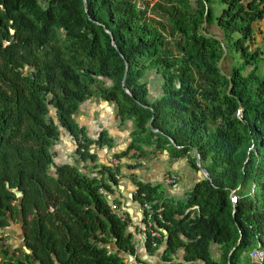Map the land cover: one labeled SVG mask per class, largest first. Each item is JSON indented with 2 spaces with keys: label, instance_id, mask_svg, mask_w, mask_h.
Masks as SVG:
<instances>
[{
  "label": "trees",
  "instance_id": "trees-1",
  "mask_svg": "<svg viewBox=\"0 0 264 264\" xmlns=\"http://www.w3.org/2000/svg\"><path fill=\"white\" fill-rule=\"evenodd\" d=\"M161 1L152 8L165 15L164 23L147 17L146 7L133 0H84L85 10L83 0H0V228L21 214L23 244L31 251L24 253L27 263L126 264L108 252L111 242L137 260L126 220L100 192L110 185L52 160L59 127L75 141L79 160H95L91 144L111 147L105 131L90 139L73 121L79 104L91 97L114 103L119 121L131 120L128 149L138 155L145 147L164 149L198 169L195 149L210 178L175 202L159 184L132 179L133 198L153 201L168 221L164 238L146 239L148 252L164 240L165 264H236L264 228V74L255 68L242 73L260 59L259 48L248 43L264 0ZM213 2L221 5L217 15ZM203 20L215 21L218 38L207 34ZM222 46L240 58L229 73L217 67ZM146 70L161 77L160 92L151 99L140 81ZM99 168L113 180L109 167ZM244 183L253 185L252 195L241 190ZM230 190L237 194L234 204ZM211 243L220 246L218 261L210 258ZM180 248L181 260L172 261ZM20 262L0 245V264Z\"/></svg>",
  "mask_w": 264,
  "mask_h": 264
},
{
  "label": "crops",
  "instance_id": "crops-1",
  "mask_svg": "<svg viewBox=\"0 0 264 264\" xmlns=\"http://www.w3.org/2000/svg\"><path fill=\"white\" fill-rule=\"evenodd\" d=\"M250 26L252 31L251 39L248 44H250V48H259L258 56L260 59L255 65V69L258 66L261 69L260 73L264 74V11L261 18L252 21ZM262 65L263 67L261 68L260 66ZM89 100L88 98L79 104L75 111V123L84 129L86 136L90 139H95L100 131H105L111 138L112 145L107 148L106 146L96 147L91 144L90 147L92 148V152H94L96 156L95 160H80L79 169L88 175L95 174L97 178L110 185V190L106 191L108 193V199L114 204L115 212L121 214L126 220V232L130 234L132 228L133 230H137L136 225L140 218L139 202L133 198L135 185L132 183V179L149 185L159 184L166 199L175 202L186 197L185 193L195 182L200 180L201 175L197 169H192L188 166L185 157L170 158L167 151L164 149L153 151L150 150V147H145L144 153L137 156L134 155V150L132 148L128 149L131 139L130 132L132 130L131 120L119 121L115 114V105L112 102L110 103L100 98H98L97 102L94 99L91 102H89ZM87 109L89 112L94 110L96 117L93 118L90 114L92 118L88 120L84 113ZM105 115L109 116L108 120L105 118ZM124 122L127 124L126 127L122 126ZM120 152H125V155L116 156V154ZM135 154H137L136 151ZM58 163L66 162L63 160ZM100 165L109 167L113 180L109 179L108 172L100 171ZM167 173L177 175V179L174 183L166 185L162 182L163 176ZM247 185V183L242 185L241 190L243 192H248ZM251 185L252 184H250V186ZM188 209L191 210L196 208L192 206ZM161 233L163 237L166 236L165 231ZM255 233L254 244L239 253L236 264H255L249 256V251L256 246L257 243L264 249V228ZM136 239L138 241V246L135 250L137 260L128 258V261L132 262L131 264H142V262L144 264H165L161 260V254L165 247L164 240H162L156 249L150 253L147 251L141 235L138 234ZM220 252L221 249L218 244L211 243L209 245V253L212 260L218 261ZM182 253V248L177 249L176 252L171 255L172 261H180ZM197 263L202 264V261H198Z\"/></svg>",
  "mask_w": 264,
  "mask_h": 264
},
{
  "label": "rangeland",
  "instance_id": "rangeland-1",
  "mask_svg": "<svg viewBox=\"0 0 264 264\" xmlns=\"http://www.w3.org/2000/svg\"><path fill=\"white\" fill-rule=\"evenodd\" d=\"M133 1H135L136 4L141 5L140 7H144V6L146 7L145 14L147 17L155 18L156 20H159L160 22L164 23L165 15L162 14L159 10L156 11L152 8L153 4L157 1H159L161 4H164L161 0H133ZM190 3L192 5H194L193 0H190ZM212 6L214 9V15H217L220 12L221 5L218 2H213ZM205 27H206L208 32H213V31H217V30L220 31L216 27L214 20H211V22H209V24H206ZM220 34H221V32H220ZM167 38L169 39L168 36H167ZM3 43H6V41L3 40ZM224 56H225L224 59H222V61H221V68L224 72L229 73L230 67L238 64L240 61V58H239L237 53H232L230 49H228V53L225 54ZM260 67L262 68L263 65ZM247 68H253L254 69L255 66L254 67L248 66ZM247 68L244 69V71L242 73H245ZM254 71L258 74H262V73H260L261 69L258 66ZM140 81L145 83V86L148 90V96L147 97L149 99L155 97L160 92L161 77L159 74H156L155 72H153L151 70H146L144 72L142 78L140 79ZM89 99H90L89 102L93 101V99L96 102L98 101V97H91ZM84 113L86 114L88 120H90V118H92L90 116V114L93 116V118L96 117L94 110L92 112H89L87 109V111ZM50 114L54 115L53 112H50ZM105 116H106L105 118L108 120L109 116L108 115H105ZM72 117H73V121H74L76 114L74 113ZM76 120H77V118H76ZM122 126L126 127L127 124L124 122V124ZM58 130H59V132H58L57 139H55L53 141V144L50 148V152L52 155L53 162L58 163V162L64 160L66 163L73 164L79 169L80 168L79 167V163H80L79 161L80 160L74 151L75 150V143H74L75 141L72 139L69 132L63 130L60 127L58 128ZM133 154L136 156L138 155V154H135V151ZM60 158H62L63 160ZM247 186L249 188L250 183H248ZM257 200L259 201V199H257ZM16 221H17V219L12 218V219H10V223H11L10 225H7V226L0 228V245L7 248L8 255L11 258L19 259L21 261L20 264H29V263L25 262V260H23V251H22V248L20 246L21 241L19 239V236L23 233V228L22 227L19 228ZM123 260L126 262V264L132 263V262L128 261V256H123Z\"/></svg>",
  "mask_w": 264,
  "mask_h": 264
},
{
  "label": "built area",
  "instance_id": "built-area-1",
  "mask_svg": "<svg viewBox=\"0 0 264 264\" xmlns=\"http://www.w3.org/2000/svg\"><path fill=\"white\" fill-rule=\"evenodd\" d=\"M237 116H240V111H237ZM250 148H253V144H250ZM195 158L198 159L197 153L194 152ZM92 176H96L95 174H92ZM177 179V175L173 173H167L163 176L162 182L164 184H171L174 183ZM247 194L252 195L253 191V185L249 187L247 190ZM100 192L105 196L107 200V204L111 210L115 212V206L114 204L108 199L107 192L104 189H100ZM137 194L136 189L133 190V195ZM140 196H143V193H139ZM230 203L234 204L237 199V194L233 192V190L229 191L228 195ZM153 201H143L141 203H138L140 208V218L139 222L136 225L137 230H133L130 232V242L134 248V251L136 250V247L138 246V241L136 239V236L139 234L142 237V241L145 244L147 238H161L162 235V224H168V221H166L161 214L162 208L160 206L153 208L152 204ZM116 213V212H115ZM120 218H123L121 214L116 213ZM158 222V224H157ZM127 231V230H126ZM133 235H132V234ZM164 238V237H163ZM151 246L156 247V244L153 240L150 241ZM158 246V245H157ZM131 258H134V255H130ZM250 258L254 261L255 264H264V249L260 246V244L257 243L256 246L250 249L249 251ZM138 264V263H137Z\"/></svg>",
  "mask_w": 264,
  "mask_h": 264
},
{
  "label": "water",
  "instance_id": "water-1",
  "mask_svg": "<svg viewBox=\"0 0 264 264\" xmlns=\"http://www.w3.org/2000/svg\"><path fill=\"white\" fill-rule=\"evenodd\" d=\"M83 8H84V10H85V3H84V0H83ZM204 25H205V20H203V23H202V26H204ZM9 33L12 34V33H13V30L10 29V30H9ZM207 34L212 35L214 38H218L219 35H220V31H218V30H217V31H213V32H208V31H207ZM111 44L114 45V43H113L112 40H111ZM224 55H225V48L222 46V53H221V55H220V57H219V59H218V61H217V67L219 68V70H220L221 73H223L222 68H221V61H222ZM124 65H125V66H124V72H123V75H122V78H121V84H123V82H124V78H125V71H126V62H125V61H124ZM227 79H228V81H229V76H228V75H227ZM229 87H230V83L228 82L227 90L229 89ZM125 91L127 92L126 89H125ZM240 109H241L240 106H238V110H239V111H240ZM150 122H151V119H149V121H148L149 129H150L151 131H155V129H153V128L150 126ZM169 140H170V139H169ZM170 141H171V140H170ZM171 143H172V141H171ZM193 151L196 153V150H195V149H194ZM195 163H196V165H197V167H198L197 171H198V172L200 173V175H201L200 179H202L203 177H206V178L210 181V178L208 177L205 168L202 167L201 165H199V161H198L197 158H195ZM50 169H51V174H53V172H54V171H53V167L51 166ZM10 191H12V192L14 193V196H15L16 198H19V197L21 196V192L18 191V190H16L15 188H10ZM18 215H19V217L21 216L20 213H18ZM8 220H9V219H8ZM17 224L20 225V224H21V220H19ZM19 239L22 240V236H21V235L19 236ZM238 240H239V237L237 238L235 244H233V245L230 247V249L228 250V252H227V257H228L229 254L233 251V249L236 247V245H237V243H238ZM20 244H22V242H20ZM102 246H104V245L99 244V247H102ZM105 247L108 249V252H114L116 255L124 256V254H123L119 249L116 248V246L114 245L113 242H111V243L105 245ZM24 250L27 251V249H26L25 247H24ZM126 256H128V258H131L130 255H126ZM51 257H52V260H55V257H54L53 255H51ZM131 259H132V258H131ZM35 264H37V261H35ZM226 264H228V260L226 261Z\"/></svg>",
  "mask_w": 264,
  "mask_h": 264
},
{
  "label": "flooded vegetation",
  "instance_id": "flooded-vegetation-1",
  "mask_svg": "<svg viewBox=\"0 0 264 264\" xmlns=\"http://www.w3.org/2000/svg\"><path fill=\"white\" fill-rule=\"evenodd\" d=\"M19 220H21V224L20 225H18L19 226V228H21L22 227V219H21V217H19L18 219H17V223H18V221ZM11 223H10V219H9V223H8V225H10ZM21 236H22V240H20L21 242H22V244L20 245L21 246V248H22V251H23V256H24V253L25 254H30L31 253V251L29 250V249H27L25 246H24V244H23V233L21 234ZM24 247L27 249V251H25L24 250ZM52 258V257H51ZM134 259V258H133ZM35 261H37V260H35ZM35 261H34V264H35ZM55 261V260H54ZM26 262V261H25ZM37 264H39L38 263V261H37Z\"/></svg>",
  "mask_w": 264,
  "mask_h": 264
}]
</instances>
